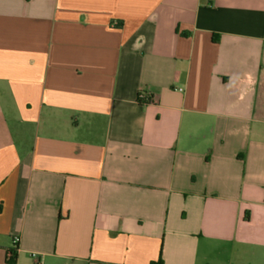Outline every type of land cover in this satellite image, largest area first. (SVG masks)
Listing matches in <instances>:
<instances>
[{
  "label": "crops",
  "instance_id": "1",
  "mask_svg": "<svg viewBox=\"0 0 264 264\" xmlns=\"http://www.w3.org/2000/svg\"><path fill=\"white\" fill-rule=\"evenodd\" d=\"M16 244L264 264V0H0V264Z\"/></svg>",
  "mask_w": 264,
  "mask_h": 264
},
{
  "label": "trees",
  "instance_id": "2",
  "mask_svg": "<svg viewBox=\"0 0 264 264\" xmlns=\"http://www.w3.org/2000/svg\"><path fill=\"white\" fill-rule=\"evenodd\" d=\"M143 102L147 103V101H143ZM140 103H142L141 99H140ZM17 250H18V244H16L14 248L8 251V261L10 262V264H15L17 259ZM152 264H163L162 257L160 256L158 261Z\"/></svg>",
  "mask_w": 264,
  "mask_h": 264
},
{
  "label": "built area",
  "instance_id": "3",
  "mask_svg": "<svg viewBox=\"0 0 264 264\" xmlns=\"http://www.w3.org/2000/svg\"><path fill=\"white\" fill-rule=\"evenodd\" d=\"M139 97L142 98L144 101H147V103L152 102V98L145 91H141Z\"/></svg>",
  "mask_w": 264,
  "mask_h": 264
}]
</instances>
